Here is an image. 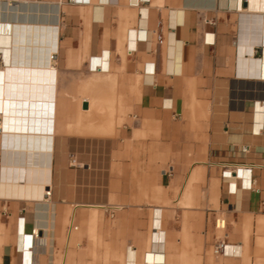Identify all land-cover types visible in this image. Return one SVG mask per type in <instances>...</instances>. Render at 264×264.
<instances>
[{"label": "crops", "instance_id": "0c3cea01", "mask_svg": "<svg viewBox=\"0 0 264 264\" xmlns=\"http://www.w3.org/2000/svg\"><path fill=\"white\" fill-rule=\"evenodd\" d=\"M240 1L0 0V264H264V5ZM31 156L50 182L3 170Z\"/></svg>", "mask_w": 264, "mask_h": 264}, {"label": "bare ground", "instance_id": "6f19581e", "mask_svg": "<svg viewBox=\"0 0 264 264\" xmlns=\"http://www.w3.org/2000/svg\"><path fill=\"white\" fill-rule=\"evenodd\" d=\"M229 1V0H228ZM244 0H241L240 1V4L242 5V2H243ZM245 1H251V3H252V5H256V6H258V5H264V0H245ZM225 3V2H224ZM227 3V2H226ZM25 13V12H24ZM37 13V12H36ZM55 14V13H54ZM53 14V15H54ZM12 15V14H11ZM55 16V15H54ZM56 17V16H55ZM50 18V17H49ZM54 18V17H53ZM57 18V17H56ZM55 18V19H56ZM52 20V19H51ZM52 23V22H51ZM55 23V22H54ZM29 24V23H28ZM50 24V23H49ZM19 27V26H18ZM51 27V26H50ZM47 28V29H44V30H41V29H37V30H33V32L31 33L32 35H31V37H32V42L34 43V45L32 46V48L35 50V52L36 51H40V50H42L43 49V51L45 50V49H48V52H51L52 51V49H53V28ZM9 31H11V32H13V28H12V26L11 27H9ZM19 32H22V31H20L19 30ZM25 32V31H24ZM30 32V31H29ZM55 33V32H54ZM26 35H23L22 37H25ZM12 38V37H11ZM27 39V38H26ZM16 45H18V44H16ZM24 45V44H23ZM31 45V44H30ZM19 46V45H18ZM28 46V45H27ZM16 53V52H15ZM50 54V53H49ZM54 56H55V54H53L52 55V58H54ZM49 57H50V55H49ZM50 61V60H49ZM50 63V62H49ZM51 64V63H50ZM42 65V64H41ZM47 65V64H46ZM17 66V65H16ZM51 66V65H50ZM54 67V66H53ZM52 66L51 67H48V68H50L49 69V78H48V89L46 90V87L45 88H43V90H42V86H41V72L39 71V79H37L36 77H35V74L37 75V73L34 71V77H33V84H32V87H31V89L29 88V90H31V93L29 94H27V96H28V101L29 100H32V107H35L38 103H41L42 101H48V102H50L54 97V95L52 94V90H53V86H51L52 84V82H53V80H52V75H53V70H54V68H53ZM24 68H25V66H24ZM30 68V67H29ZM38 69V68H37ZM55 71V70H54ZM22 75H23V73H22ZM21 75V76H22ZM24 76H26V75H24ZM10 77H11V75L9 76V71L7 72V75H6V80L8 81L7 82V84H6V88H5V91H4V95L6 96V103L4 104V106H5V108L4 109H2V111H3V117H4V120H5V124H4V128L6 129V130H9L10 128L14 131L15 129H17V130H21L22 129V126L21 125H17L16 126V121H20V117L22 116V113L23 114H28V116H30V114H32V112H33V114H35V112H36V110L35 109H33V110H31V111H29V110H27V111H23V109H9V97H10V95H12V96H14V94H15V97H16V99L15 100H17V101H20V96L21 97H23V96H25V94H21V93H19V89L18 88H16L17 89V92H16V89H15V92H12V94H10V92H11V90L12 91H14V84L12 83V86H10V83H9V80H10ZM43 77H45V76H43ZM15 80V79H14ZM16 80L17 81H19L20 79L18 78V76H17V78H16ZM12 81H13V78H12ZM22 81V80H21ZM20 84V83H19ZM25 84H27V83H25ZM46 85V84H45ZM29 86V85H28ZM28 90V91H29ZM27 91V92H28ZM46 91H48V92H46ZM54 91V90H53ZM20 92H22V91H20ZM2 96H3V94H2ZM3 102V101H2ZM22 103V102H21ZM15 106V105H14ZM1 111V112H2ZM26 112V113H25ZM12 118V119H11ZM10 119H11V121H12V123H13V125L12 126H10ZM2 124V123H1ZM9 133V132H8ZM13 134V133H12ZM12 134H11V136H12ZM19 134V133H18ZM5 135H6V133H5ZM13 136H14V134H13ZM6 137V136H5ZM7 138V137H6ZM7 143V146H8V142H6ZM26 146V145H25ZM88 146H90L89 144H88ZM18 147V146H17ZM25 148V147H24ZM29 148V147H28ZM31 148H33V147H31ZM89 148V147H88ZM38 149V148H37ZM84 149H86V146L84 147ZM90 149V148H89ZM98 149V148H97ZM5 150H6V148H5ZM9 150V149H8ZM18 150V149H17ZM25 150V149H24ZM91 150V149H90ZM11 151V150H10ZM34 150H32V152H33ZM6 152V151H5ZM25 153V152H24ZM32 155H34L33 153H32ZM6 156V155H5ZM66 157V156H65ZM39 159H42L41 161H43L44 162V164L43 165H41L43 162H41L40 163V165H34V163L32 164V162H30V161H39ZM62 159H63V157H62ZM80 160H85V159H89L90 160V163L92 164V166L96 169V168H98V166H99V164H100V162H99V156H98V154H96V155H92V154H89V155H85V152H83V154H80V158H79ZM8 160V159H7ZM47 161V159L46 158H44V157H37V156H31V157H29L27 160L25 159V157L24 158H20V157H18L17 158V164H16V168H15V170L13 169V168H11L10 166H7V163H6V167H4L3 168V170L5 169V170H7L8 171V169L10 170V171H16V173H15V176L13 177H10L11 178V180H13V179H15L16 181H18V180H25V181H27V182H29V183H32V182H50L51 181V176H52V172H53V163H51V166H50V164H49V166L51 167H46L47 165L46 164H48V163H45ZM63 162V161H62ZM37 162H35V164H36ZM61 163V162H60ZM60 163H57V164H60ZM67 163V161L65 162V164ZM65 164H63V165H65ZM12 165H13V163H12ZM104 165H105V163H104ZM107 165V164H106ZM14 166V165H13ZM59 168H61V165H59ZM59 170H61V169H59ZM103 172V171H102ZM51 175V176H50ZM90 175V174H89ZM82 177H84V174L82 173V175H81ZM68 177V176H67ZM97 178V177H96ZM100 179V178H99ZM29 183H28V185H29ZM88 183H89V181H88ZM82 184V183H81ZM84 185V184H83ZM88 185V184H87ZM97 185V184H96ZM35 186V185H34ZM41 187V186H40ZM29 190V189H28ZM32 190H34V189H32ZM38 190H39V187H38ZM40 191V190H39ZM38 191V193H40V192H42V191H40L39 192ZM47 191V190H46ZM32 192V191H31ZM34 192H36V190L34 191ZM28 193V192H27ZM23 194V193H22ZM20 195V194H19ZM37 195V194H36ZM40 195V194H39ZM33 196V195H32ZM41 196V195H40ZM36 230V232H38L37 231V229H35Z\"/></svg>", "mask_w": 264, "mask_h": 264}, {"label": "built area", "instance_id": "2783aa9c", "mask_svg": "<svg viewBox=\"0 0 264 264\" xmlns=\"http://www.w3.org/2000/svg\"><path fill=\"white\" fill-rule=\"evenodd\" d=\"M68 1L69 3H72V4L77 3V0H68ZM257 191L259 192L258 189ZM49 194H50V191H47V195ZM105 205L108 206L106 209H108L110 216L113 217L114 212L109 211V209H113V207L108 203H105ZM227 227H228V221L224 215H218L214 218V228L218 233H220L219 237L217 238V240L215 241L213 245V254L215 256H223L227 253V248L229 246L227 242V232H226ZM35 229H33L32 234L34 236H37L39 235V229H38V232H36Z\"/></svg>", "mask_w": 264, "mask_h": 264}, {"label": "rangeland", "instance_id": "374dc122", "mask_svg": "<svg viewBox=\"0 0 264 264\" xmlns=\"http://www.w3.org/2000/svg\"><path fill=\"white\" fill-rule=\"evenodd\" d=\"M145 177H146V180H145L146 187H148L149 185H152L153 183H155L154 177H156V176L153 173L152 174H146ZM218 234H220V233H218Z\"/></svg>", "mask_w": 264, "mask_h": 264}]
</instances>
